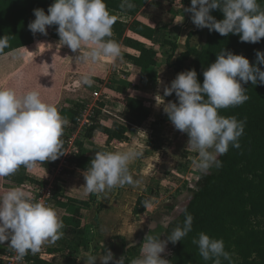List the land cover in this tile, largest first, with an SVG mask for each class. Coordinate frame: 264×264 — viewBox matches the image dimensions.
Returning <instances> with one entry per match:
<instances>
[{
    "label": "clouds",
    "instance_id": "1",
    "mask_svg": "<svg viewBox=\"0 0 264 264\" xmlns=\"http://www.w3.org/2000/svg\"><path fill=\"white\" fill-rule=\"evenodd\" d=\"M134 7L132 0H121L122 11ZM217 9L224 17L219 21L210 14ZM185 11L191 13V21L199 29L207 28L225 37L238 35L241 42L253 44L264 38V7L259 0H191V7ZM33 15L29 30L47 35L49 26H58L57 47L67 46L73 53L78 52L71 58L75 65H115L123 59L121 44L111 39L116 16L107 9L105 0H54L47 14L43 9H34ZM25 50L32 53L25 47L12 49L9 36L0 37V56L20 59ZM255 55L256 62L252 64L243 55L222 49L215 62L203 71L202 84L192 69L178 73L170 86L164 87L163 95L174 93L177 102L165 104L162 96H155L174 128L187 134L186 149L196 153L192 165L200 173L222 167L218 157L226 154L229 146L240 148L246 120L220 115L219 110L247 102L249 96L243 85H264V70L257 66H264V52L257 51ZM77 83L91 87L94 80L91 73H86ZM66 123L58 108L42 100L37 91L18 94L13 88L0 87V177L14 174L20 166L32 169L37 162L55 161L63 155L60 138ZM140 156L132 149L96 152L81 173L85 193L132 185L129 164ZM142 204L145 208L153 207L149 199ZM192 224L193 216L185 211L183 225H177L166 239L147 234L140 246V256L131 259L130 264H170L161 254L169 242L175 245L186 237ZM64 227L56 209L45 202L44 196L37 199L23 186L7 188L0 194V244L7 242L17 260L23 261L29 252L37 253L45 242L55 243L64 235ZM148 228L149 232L154 231L156 225L149 224ZM192 243L204 261L223 264L226 260L231 264V254L225 250L223 239L200 232ZM128 247H136L135 241ZM93 253L92 249L85 252L84 264H125L124 256L114 260L110 250Z\"/></svg>",
    "mask_w": 264,
    "mask_h": 264
},
{
    "label": "trees",
    "instance_id": "2",
    "mask_svg": "<svg viewBox=\"0 0 264 264\" xmlns=\"http://www.w3.org/2000/svg\"><path fill=\"white\" fill-rule=\"evenodd\" d=\"M54 0H0V37L9 36L10 48H22L33 42V33L28 24L35 19L34 9H47ZM147 0H132L135 7L131 10H121V0H105L107 9L111 14L116 13L134 16L138 7L143 6ZM264 7V0H259ZM210 14L216 20H222L221 11L212 10ZM113 36L116 40L129 50L137 53L136 56L122 52L131 65L139 70V77L146 82H155L156 74L154 68L158 65L160 52L147 47L145 40H151L154 30L139 22L131 24L116 18L112 26ZM54 38L60 39L58 34ZM175 52L174 45L171 47ZM224 49L234 54L243 55L250 63L256 62L257 51L264 52V38L258 43L241 42L238 35L229 34L227 37L206 28L204 41L198 47L186 45L185 51L180 53L174 63L173 80L179 71L195 69L198 81L203 83V71L216 60V56ZM10 49H5V52ZM66 54L49 50L26 65L16 75L11 77L4 87L13 88L18 94L28 91H37L46 103L56 104L62 83V76L66 72L91 73L94 77H102L107 67L102 64L75 65ZM264 70V66L257 65ZM249 96L247 102L242 105L220 109L219 114L223 116H236L239 120H246L244 133L240 137V148L229 146L226 154L219 156L222 167H212L207 173L197 172L196 180L191 187H186L187 198L179 205L167 207V222L163 231L166 239L177 225H183L185 211L193 216L192 231L180 242L173 245L168 243L166 247V259L170 264H213L212 261H204L199 255L198 247L192 243L198 233L204 232L210 237L223 239L225 250L231 254V264H264V85H252L251 82L243 85ZM126 109L140 116L143 120L148 118L149 112L145 103L132 96L115 98ZM177 102L175 94L170 99ZM102 108V105H100ZM63 111L68 115L70 122L76 123L82 116V107L72 105L65 107ZM99 111H96L90 124L84 125V138H90L94 132H98L99 138L104 145L120 144L126 140V128L117 123L109 127L101 125L98 121ZM63 128L61 144H65L66 134ZM154 148V142L150 141ZM76 152L72 155L71 162L77 169L86 170L90 165L91 157L81 154L82 142L75 143ZM182 148V147H181ZM183 150V149H182ZM189 156V151L184 150L183 158ZM195 155L191 156L193 158ZM61 181V180H60ZM37 184V183H36ZM43 184H37L42 188ZM62 192V188L55 186L51 198H56ZM148 195L160 198L161 193L150 189ZM142 195L138 198L133 214L144 218L150 208H145L142 201L146 200ZM95 199L80 200L66 196V201L59 205L64 207L70 214L69 220L63 221L76 229V233L66 253L76 254L80 249H88L94 236V228L81 223L80 211L89 208ZM58 203V202H57ZM101 207L99 206L98 209ZM122 241V248H123ZM1 250V249H0ZM134 252H133V251ZM0 252H3L1 250ZM4 250V254L7 255ZM64 252V253H65ZM137 249H130L126 256L131 259L140 254ZM61 255V264H76V258L71 255ZM32 264H51L38 257H27ZM59 264V263H57ZM229 264V261H223Z\"/></svg>",
    "mask_w": 264,
    "mask_h": 264
},
{
    "label": "crops",
    "instance_id": "3",
    "mask_svg": "<svg viewBox=\"0 0 264 264\" xmlns=\"http://www.w3.org/2000/svg\"><path fill=\"white\" fill-rule=\"evenodd\" d=\"M189 7H191V0H147L143 6L138 7V11L134 16L115 14L116 18L123 22L131 24L133 21H139L154 30L151 40H145L144 43L147 47L156 49L161 54L158 65L154 68L157 78L155 82L141 80L139 70L131 65L126 58L118 60L115 65L102 64L107 67V71L102 77L92 76L94 84L91 87L77 83L84 73L66 72L63 74L58 100L55 104L61 116L67 121L64 125L66 134L63 136L66 141L65 144H61L60 149L63 155L55 161L37 162L32 169L20 166L14 174L0 177V194L7 188L23 186L33 197L39 199L44 196L45 200L48 199V204L56 209L62 221L69 220L71 214L60 206L59 202L64 203L66 196L87 201L92 195L95 201L90 204L89 208L82 209L80 215L81 223L93 227L95 232L94 236H87L88 239L92 240L88 249H80L76 254L66 253L65 250L70 245L76 229L63 222L65 225L64 235L55 243H43L40 250L35 254L29 252L30 257L34 255V257L48 263L61 264L63 261L61 255L66 253L76 258V264H84L85 252L89 249L94 250L93 254L104 250L106 253L110 250L113 253L114 260H119L124 256L125 264H130L132 256H126L127 251L137 249L140 254V246L147 234L163 238V231L166 226L165 216L167 215L163 214L164 211L161 208L165 207L168 210L167 207L171 206L167 200L162 203L165 198L163 195L166 194L167 190L164 189L165 182L169 183L170 181L166 175H170L168 173L171 172H169V167L166 165L164 166H166L167 171L163 175L160 174L161 169L158 168L160 165L157 166L156 171H153V162L158 160L159 151L155 147L153 148L150 142L145 143L143 134V139L139 140L132 139L131 135H135L134 130L137 126H140V129H143L144 132L145 130H153L155 126L159 127V125L163 126L169 123L167 115L163 112V105L156 104L155 96L159 94L163 97L164 87L170 86L173 81L174 63L178 55L185 51L187 44L190 47L202 44L206 31V28L199 29L192 23L191 13L185 11ZM57 27L56 25L49 26L47 35L33 34L32 44L25 46L32 53L25 50L23 57L20 59L0 56V87H4L11 77L49 50L73 57L78 54V52L73 53L67 46L57 47L59 39L54 38V35L57 34ZM172 45L176 48L175 52H172L170 48ZM121 52L137 55L136 52L123 46ZM124 95L142 100L149 112L148 118L143 120L114 100ZM164 103H168L166 98ZM72 105L82 107L81 119L76 123L70 122L68 115L63 111L65 107H71ZM100 105H102V108H100ZM112 107L114 109H111ZM96 111H99L97 121L101 125L109 127L112 123H117L126 128V140L124 142L117 145H104L98 132H94L90 138H84V125L91 123L90 120ZM156 122L161 124H155ZM178 132L181 136H187L186 133ZM163 134H165V138L168 136L167 132ZM184 138L182 137V139ZM77 141L82 142L81 154L91 158L98 151L115 152L132 149L140 152L141 156L129 164L134 183L123 188L106 189L100 193L86 194L81 174L83 170L77 169L69 162L72 158L71 152L76 148L75 143ZM182 145L183 147L186 146L187 140ZM169 149L166 151L169 152ZM163 160L166 161L162 159V163H164ZM159 175L160 178L157 177ZM135 181H138V183H135ZM36 183L43 184L42 188H37ZM152 183H158V185ZM55 186L62 188V192L58 197L51 198ZM150 189L159 191L161 198L155 204L153 203V207L149 209L144 218H139L133 214L134 207L140 196L151 197L148 195ZM170 193L171 191L168 192V194ZM99 206L100 209H98ZM149 224L156 225L154 231L149 232ZM122 241L124 242L123 248ZM131 241H135L136 247H128ZM0 249L3 252L4 250L7 251V255L9 254L7 242L0 244ZM3 252H0V264H3L2 259L7 256ZM161 257L166 259L165 255H161ZM97 264H99V261Z\"/></svg>",
    "mask_w": 264,
    "mask_h": 264
},
{
    "label": "rangeland",
    "instance_id": "4",
    "mask_svg": "<svg viewBox=\"0 0 264 264\" xmlns=\"http://www.w3.org/2000/svg\"><path fill=\"white\" fill-rule=\"evenodd\" d=\"M42 35L43 34H40V36H42ZM180 72L181 71H179V73ZM173 94L171 96H167V97L163 96V99L166 98V101L168 100V102H169L170 99L172 98ZM96 106H98V105H96ZM95 109H97V108H95ZM111 109H114V108L112 107ZM155 124H161V123L156 122ZM134 131L136 132L135 135L130 134L132 139H136V140L137 139L139 140L141 138L143 139V135H144L145 143L147 144L150 141L154 142L155 149L159 151L158 160L153 162V167H152V168H154L153 171H156L157 166L160 165V166H158V168L161 169L160 174L163 175V173L165 171H167V169H165L166 166L169 167V172L172 173V175H171V173H168L170 175H166L170 181H169V183L165 182L166 184L164 186V189L165 190L167 189V190H166V194H164L165 193V190H164L163 197H165V198L162 200V203H165V201L167 200V201H169L168 204L169 205L171 204V206L172 205H179L180 203H182L185 200V198H187L188 192L185 189H186V187H191V184L196 180L197 172H198V170H196L192 165V160L196 156V153L186 149L187 145L184 147L182 145V143H184L186 140L188 141V136H181L179 134V132L174 128V126L172 124H170V121L166 125H163V126L159 125V127L155 126V128L153 130L151 129V131L145 130L144 133H143V129H140V126H137L136 130H134ZM163 131L168 133V136L166 138L164 136L165 134H163L164 133ZM182 137H185V138L182 139ZM174 140H176V141H174ZM166 144H169V145H166ZM170 147H172V148L169 149ZM166 148L169 149V152L166 151L167 150ZM150 149H152V148H150ZM184 150L189 151V156L187 158L182 157V153ZM193 155H195V156L193 158H191V156H193ZM162 159H165L166 161L163 160L164 163H162ZM164 165H166V166H164ZM157 177L160 178V175ZM152 184L158 185V183H152ZM153 189H155V188H153ZM170 191H171V193L168 194V192H170ZM147 198H149V200L152 201V204L153 203L155 204L159 200V197H158V199H153L155 197H153V198L147 197ZM161 209H162V211H164L163 214H166V215L169 214L170 215L169 211L166 210L165 207H163ZM165 217H166L165 222H167V216H165ZM161 255L166 256L167 255L166 250H165V253H162Z\"/></svg>",
    "mask_w": 264,
    "mask_h": 264
},
{
    "label": "built area",
    "instance_id": "5",
    "mask_svg": "<svg viewBox=\"0 0 264 264\" xmlns=\"http://www.w3.org/2000/svg\"><path fill=\"white\" fill-rule=\"evenodd\" d=\"M76 152V149H74L72 152H71V157L72 155ZM70 157V158H71ZM48 199L45 200L46 203H48L47 201ZM26 257H30V254L28 253L23 261H19L16 259V254L14 251H12L10 248H9V254L2 259L3 261V264H32V262L30 260H27Z\"/></svg>",
    "mask_w": 264,
    "mask_h": 264
}]
</instances>
